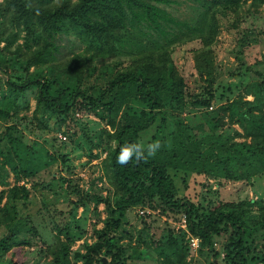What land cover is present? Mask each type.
I'll return each mask as SVG.
<instances>
[{"label": "trees", "instance_id": "obj_1", "mask_svg": "<svg viewBox=\"0 0 264 264\" xmlns=\"http://www.w3.org/2000/svg\"><path fill=\"white\" fill-rule=\"evenodd\" d=\"M192 1L195 15L180 18L164 7L173 0H0V69L7 67L10 59L3 54L10 51L25 72L7 77L0 91V255L29 246L38 236L19 204L24 206L29 187L49 185L33 176L57 158L63 165L58 177L74 195L67 201L79 205L91 199L104 211L101 224H92V240L84 239L72 250L78 235L69 233L65 221H53L54 239L42 247L48 256L44 263L18 261L11 255L9 264H99L102 256L108 257L103 264H137L151 252L157 264H188L182 230L167 226L155 237H144L123 224L126 210L136 205L172 218L183 213L186 228L199 238V252L205 249L217 256L222 251L227 264H264V245L256 241L264 236L260 197L200 194L191 199L175 183L178 172L183 181L184 176L203 174L217 182H250L264 172V69L255 67L258 60L243 59L244 47L256 37L249 28L236 37L237 65L230 70L234 77L230 82L217 79L210 49L219 26L238 27L241 3L255 8L264 0ZM70 34L75 40L63 53V40ZM191 40L199 42L192 54L203 81L198 91L189 88L172 59L174 46ZM107 58L113 61L104 62ZM98 61L103 82L84 86ZM27 93L34 99L29 118L17 109L18 98L25 100ZM84 110L103 122L94 137L86 138L88 159L98 154L92 148L104 151L100 159L107 182L104 193L91 191L92 186L82 189L66 162L68 156L49 151L47 138L23 139L22 128L29 123L48 130L53 114L55 128L65 123V132L74 135L69 121ZM155 141L161 147L154 156L117 163L121 145ZM62 212L58 209L57 214ZM141 220L147 233L150 222ZM219 236L224 239L217 250L212 242Z\"/></svg>", "mask_w": 264, "mask_h": 264}, {"label": "rangeland", "instance_id": "obj_2", "mask_svg": "<svg viewBox=\"0 0 264 264\" xmlns=\"http://www.w3.org/2000/svg\"><path fill=\"white\" fill-rule=\"evenodd\" d=\"M164 7L180 18L191 17L195 15L197 11L196 4L192 0H173L172 3L164 5ZM238 18V27L236 29L229 28L228 30L223 25L219 26L210 44L213 66L216 74L218 73L217 79H220L219 81L221 83L230 82L234 79L233 75L230 74V70L237 65V61L233 54L235 48L234 42L242 29L249 28L252 35L256 37L255 42L244 47L243 59L246 63L258 60L255 63V67L260 70L264 69V33H262V31H264V2L255 8H247V2L241 3ZM66 38L67 39L63 40L66 45L62 50L63 53H67L69 44L75 40L74 36L71 34L66 36ZM2 43L3 41H0V45H2ZM198 43V40H191L183 44H177L172 51V59L175 66L183 75L186 84L193 91L201 89V85L203 84V81L197 76L195 67L193 66V49ZM3 56L10 60L5 61L7 62V67L0 69V91L6 87L5 80L7 77L15 78L16 75L23 76L25 73L20 66H18V63L14 61L13 54H11L10 51L4 52ZM18 57L21 58L20 56ZM103 61L109 64L113 60L107 58ZM104 62H102V64ZM100 64L99 61L96 62V67L85 77L83 82L84 86L89 87L92 84L99 85L103 82L102 75L99 74ZM217 86L219 87V85ZM246 97L250 98L251 96L247 95ZM215 103L216 102L213 101L208 108L214 106ZM17 104L19 115H26L29 118L34 107L32 94L27 93L25 100H23V98H18ZM54 115L55 114L48 117L47 121L50 125L48 130H39L34 124L30 125L28 121H26L25 124L28 123V127L30 125L31 130H29L28 127L22 128L23 139L29 141L32 137H36L37 140L40 141L43 138H47L45 145L49 151H52L54 155L57 153H64L68 156L66 162L73 166L74 174L72 176L76 175L79 177L76 178V180L82 189L88 190L91 188L90 186H92L93 188H91V191L97 192L101 189L104 193L107 182L102 172L100 162L104 151L100 148H92V152L98 154H96V157L88 159L89 148L86 138V135H88V137H94L98 128L103 125V122L93 111H76L72 116L74 117V121H69V126L75 128L76 133L70 135L65 132V123L55 128L56 124L53 123ZM57 132L64 133L65 138H59ZM62 167V163L59 158H57L55 162H52L45 168L36 172L33 176L34 180L41 181L43 185L46 183H49V185L41 186V184H37L33 187H29V197L25 201L24 206L19 204V208L23 214H29L37 229L38 236L32 238V244L29 246H21L20 249L19 247H13L10 251L1 254L0 264H9L7 260L11 255L18 259V261L22 259H31V261L36 260L39 263H44V261L48 259V256L42 251V247L54 239L55 229L53 227V221H57L58 223L65 221L69 233L74 236L78 235V238L74 240L70 247L72 250L78 247L82 240L85 239L90 241L93 239L91 236L92 224L95 223L96 226L101 224L99 219L104 215L102 204L98 203L95 206L91 199H86L83 204L79 205L69 203L67 201L68 198L74 195L65 190L63 183L58 177ZM52 176H54V179H51ZM184 178L185 180L183 181L182 173L178 172L175 176V183L180 193L187 195L191 199H196L200 194H203L211 197L217 196L222 199H238L243 197L255 199L256 197H260L264 202V172L253 177L250 182L227 179H220L217 182V180L208 178L203 174H191L184 176ZM8 180L12 181L11 176L8 177ZM25 184L29 186L28 181H26ZM140 207L143 208V213L139 211ZM255 207L256 206L253 205V211L256 212ZM53 208L57 210L53 211ZM58 209H61L63 212L57 214ZM253 211H251V213ZM144 214L146 215L142 216ZM97 215L100 217L97 218ZM142 217L144 221L150 222L147 233L141 228L143 223L141 220ZM177 219L178 218H172L168 215L158 214L156 210L148 206L136 205L126 210L123 224L127 226L133 234L141 231L144 237L149 235L155 237L162 231H165L167 226H170L173 231H181L180 229L175 230L171 226V222ZM223 239V236L216 237L212 242L213 247L218 250L220 242L223 241ZM185 241L188 246L186 255L188 264H227L222 259V251L219 252V255L213 256L205 249L203 252H199L197 250L198 245L192 248L189 246L186 239ZM256 241L258 245H264V236H259L256 238ZM39 248L41 250L38 252L37 250ZM107 260L108 257H106L105 263ZM137 264L157 263L155 262L154 254L151 252V257H143Z\"/></svg>", "mask_w": 264, "mask_h": 264}, {"label": "clouds", "instance_id": "obj_3", "mask_svg": "<svg viewBox=\"0 0 264 264\" xmlns=\"http://www.w3.org/2000/svg\"><path fill=\"white\" fill-rule=\"evenodd\" d=\"M160 147L159 141L149 143L146 146L141 143L124 144L120 146L116 160L120 165H127L133 158L137 162L146 160L147 157L154 156Z\"/></svg>", "mask_w": 264, "mask_h": 264}, {"label": "built area", "instance_id": "obj_4", "mask_svg": "<svg viewBox=\"0 0 264 264\" xmlns=\"http://www.w3.org/2000/svg\"><path fill=\"white\" fill-rule=\"evenodd\" d=\"M57 136L61 139L65 138V134L61 133V132H57ZM139 211L141 213H143V208L140 207ZM172 227L177 230L180 229L184 232L185 235V239L187 240V243L189 244V246H191L192 248H195L198 243H199V238L193 234H191L188 229L186 228V219H185V215L183 213H180L179 217L177 220L172 221Z\"/></svg>", "mask_w": 264, "mask_h": 264}, {"label": "water", "instance_id": "obj_5", "mask_svg": "<svg viewBox=\"0 0 264 264\" xmlns=\"http://www.w3.org/2000/svg\"><path fill=\"white\" fill-rule=\"evenodd\" d=\"M106 258L104 256L101 257V261L99 264H103L105 262Z\"/></svg>", "mask_w": 264, "mask_h": 264}]
</instances>
